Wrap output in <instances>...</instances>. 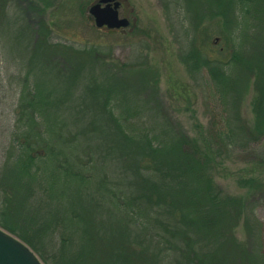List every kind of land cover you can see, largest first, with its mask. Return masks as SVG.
Wrapping results in <instances>:
<instances>
[{"label": "trees", "instance_id": "trees-1", "mask_svg": "<svg viewBox=\"0 0 264 264\" xmlns=\"http://www.w3.org/2000/svg\"><path fill=\"white\" fill-rule=\"evenodd\" d=\"M173 1L179 54L208 78L199 136L158 90H134L132 74L147 82L150 71L119 75L117 64L97 66L98 43L56 41L71 18L65 0L18 1L12 45L27 52L32 41V71L16 112L17 159L1 177V224L45 264H264L255 213L264 182L243 178L248 197L217 182L229 160L264 162V0ZM11 3L0 0V21ZM51 8L61 12L57 28L43 17ZM24 10L33 25L17 27ZM251 89L253 121L244 114Z\"/></svg>", "mask_w": 264, "mask_h": 264}, {"label": "rangeland", "instance_id": "rangeland-1", "mask_svg": "<svg viewBox=\"0 0 264 264\" xmlns=\"http://www.w3.org/2000/svg\"><path fill=\"white\" fill-rule=\"evenodd\" d=\"M18 1L14 0L15 7L11 3L12 6H10L7 15L9 21L6 19L0 21V227L17 238L19 237L16 234L1 224L3 218L1 213L8 205L1 177L4 168L17 159L15 154L17 147L13 133L16 124L19 123L16 112L20 95L26 84L24 80L32 71L31 53H29L30 48H32V41L27 52L25 49L19 51L12 45L11 36L16 28H12L10 22L17 17V10L20 9ZM97 1L65 0L66 3L63 4V8L69 10L71 18L69 19L70 22L59 25L56 41H61L60 44L70 42L79 49L89 47L92 51L93 46L90 44L98 43L101 55L98 57L97 66L102 64L107 66L109 63L117 64L119 75L125 74V67L145 68L144 74L150 71V78L147 82L136 80L134 73L132 74L129 81L137 84V87L134 86V90L140 87L148 92L158 90L163 102L166 103L176 119L184 125L187 132L191 136H199L198 126L205 129L209 121L205 99L208 94L206 85L208 78L206 76L207 79H205L204 75L199 73L202 72L200 68L199 70H191L179 54L180 46L176 41L175 33L171 31L172 23L170 21L171 15L176 10V7L173 8L175 2L173 0H121L120 13L130 19V24L126 28L115 29V31L113 29V32H110L111 30L108 28H99L89 12L90 6ZM24 11L27 14H24V18H20L19 22H15L17 27L19 25H33L31 23L34 20L33 17L28 10ZM182 12L185 16L184 8H182ZM59 14H61L60 11L51 8L44 13L43 17L57 28ZM93 25L95 28L92 29ZM176 27L179 25L177 24ZM185 27L191 28L190 21ZM33 40H35V35H33ZM23 46L27 47L28 43ZM37 59L38 57H35L33 61L36 62ZM41 69L37 68L36 74L40 73ZM253 98L254 91L251 89L247 94L244 108L245 116L251 121L254 119L251 106ZM255 162L242 160L225 162L226 170L223 173L227 175L217 176V182L232 195H246L248 197L249 188L243 183V178H256L264 182V162H260V159L255 160ZM261 194L263 193L256 195L260 196ZM255 210L257 218L264 226V198L260 199ZM236 231L239 239L244 241L246 232L242 221Z\"/></svg>", "mask_w": 264, "mask_h": 264}, {"label": "water", "instance_id": "water-1", "mask_svg": "<svg viewBox=\"0 0 264 264\" xmlns=\"http://www.w3.org/2000/svg\"><path fill=\"white\" fill-rule=\"evenodd\" d=\"M121 0H98L89 12L99 28L127 27L129 18L120 13ZM0 264H44L23 241L0 227Z\"/></svg>", "mask_w": 264, "mask_h": 264}]
</instances>
